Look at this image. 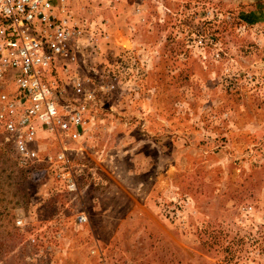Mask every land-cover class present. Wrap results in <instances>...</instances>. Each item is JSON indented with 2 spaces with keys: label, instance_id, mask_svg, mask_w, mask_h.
<instances>
[{
  "label": "rangeland",
  "instance_id": "rangeland-1",
  "mask_svg": "<svg viewBox=\"0 0 264 264\" xmlns=\"http://www.w3.org/2000/svg\"><path fill=\"white\" fill-rule=\"evenodd\" d=\"M70 9L77 64L109 88L76 192L0 135V264H264V0Z\"/></svg>",
  "mask_w": 264,
  "mask_h": 264
},
{
  "label": "built area",
  "instance_id": "built-area-1",
  "mask_svg": "<svg viewBox=\"0 0 264 264\" xmlns=\"http://www.w3.org/2000/svg\"><path fill=\"white\" fill-rule=\"evenodd\" d=\"M72 1L0 0V135L33 182L53 180L70 193L80 141L109 88L77 64L82 30Z\"/></svg>",
  "mask_w": 264,
  "mask_h": 264
},
{
  "label": "water",
  "instance_id": "water-1",
  "mask_svg": "<svg viewBox=\"0 0 264 264\" xmlns=\"http://www.w3.org/2000/svg\"><path fill=\"white\" fill-rule=\"evenodd\" d=\"M254 1H257V0H254Z\"/></svg>",
  "mask_w": 264,
  "mask_h": 264
}]
</instances>
